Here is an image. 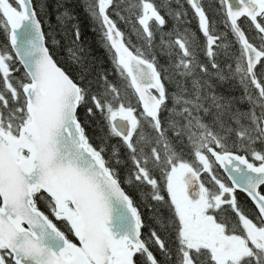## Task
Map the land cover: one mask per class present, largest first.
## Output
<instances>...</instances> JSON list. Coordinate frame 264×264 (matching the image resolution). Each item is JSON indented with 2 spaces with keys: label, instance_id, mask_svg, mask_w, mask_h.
I'll return each mask as SVG.
<instances>
[{
  "label": "snow or ice",
  "instance_id": "6c2138e0",
  "mask_svg": "<svg viewBox=\"0 0 264 264\" xmlns=\"http://www.w3.org/2000/svg\"><path fill=\"white\" fill-rule=\"evenodd\" d=\"M0 264H264V0H0Z\"/></svg>",
  "mask_w": 264,
  "mask_h": 264
},
{
  "label": "trees",
  "instance_id": "16d2710c",
  "mask_svg": "<svg viewBox=\"0 0 264 264\" xmlns=\"http://www.w3.org/2000/svg\"><path fill=\"white\" fill-rule=\"evenodd\" d=\"M49 2H53V0H49ZM207 3V0H205ZM187 7V5H185ZM77 14L80 20V27L82 31V39L81 43L84 45L85 49L88 51V55L90 60H92L95 66L98 69L105 70L110 73V78L115 77V73L112 71V62L109 56V53L103 46V42L100 39L98 30L95 29L93 22L87 17V14L83 11L82 8L77 9ZM122 29L125 28L123 24L120 25ZM196 24L195 21L192 23V28L195 30ZM219 30L223 31L224 26L218 25ZM47 30V28H46ZM133 42H135V38L133 37ZM57 57L61 61L62 64L67 63V54L66 48H58L56 49ZM112 143H115L113 141ZM221 175H225L222 170ZM125 172L121 169V177L125 176ZM126 191L134 194L136 198H139L140 193L136 192L132 187L128 186L127 184L124 185ZM238 198L242 201L246 200V197L243 193H237Z\"/></svg>",
  "mask_w": 264,
  "mask_h": 264
},
{
  "label": "water",
  "instance_id": "95a60500",
  "mask_svg": "<svg viewBox=\"0 0 264 264\" xmlns=\"http://www.w3.org/2000/svg\"><path fill=\"white\" fill-rule=\"evenodd\" d=\"M226 175V174H225Z\"/></svg>",
  "mask_w": 264,
  "mask_h": 264
}]
</instances>
